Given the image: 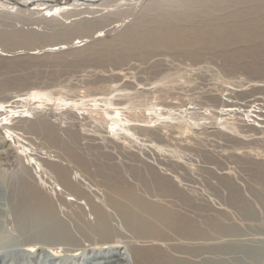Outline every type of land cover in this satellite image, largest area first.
Wrapping results in <instances>:
<instances>
[{
  "label": "rangeland",
  "instance_id": "1",
  "mask_svg": "<svg viewBox=\"0 0 264 264\" xmlns=\"http://www.w3.org/2000/svg\"><path fill=\"white\" fill-rule=\"evenodd\" d=\"M33 1L29 9L0 5V149L10 151L3 152L0 180L17 185L28 167L58 217L79 236L76 226L92 221L87 200L120 224L105 204L101 177L83 175L70 154L92 164L114 163L130 180L125 165L148 164L175 182L181 194L174 210L189 220L185 252L169 251L171 256L181 264H264V29L245 26L264 17V0H101L94 10H52L54 17L48 5ZM182 12L192 17L177 20ZM234 22L245 31L240 38L220 40L210 31ZM171 24L176 36L186 30L184 41L150 48L142 40ZM197 28L207 30L197 35ZM125 34L136 41L129 43ZM34 121L58 129L61 147L36 133ZM10 127L29 131L24 142L12 137ZM41 157L67 165L86 195L78 199L82 208ZM145 175L146 187L134 185L150 197L146 191L157 193V186ZM12 226L6 230L16 239L20 224ZM171 238L172 244L180 240ZM106 247L89 252L97 255L96 264ZM24 248L1 250L34 264ZM121 253L127 256L123 248ZM39 255L51 264L75 262V255ZM11 258L16 263L0 264L20 261Z\"/></svg>",
  "mask_w": 264,
  "mask_h": 264
},
{
  "label": "bare ground",
  "instance_id": "2",
  "mask_svg": "<svg viewBox=\"0 0 264 264\" xmlns=\"http://www.w3.org/2000/svg\"><path fill=\"white\" fill-rule=\"evenodd\" d=\"M45 1L47 2L44 4L48 5V12H46L50 14V16H53L52 10L60 11L71 5L83 6L87 8V10H94L95 6H93V4H96L98 1H100L98 3L99 5L102 3L101 0H75L68 6L66 4H48V1L52 0ZM19 2L23 4L32 2V5L37 3H34L33 0H19ZM4 3H6V1L0 0V5H4V7H15L13 4H10V2L9 5ZM41 4L43 3H40V5ZM263 15L264 14H262V16ZM191 17L192 15L190 13H184L176 16V19L187 20ZM249 23L250 25H248ZM245 26L247 29H264V17L257 16L252 22L250 20ZM173 27L174 26L171 24V26H167V28L164 27V29L155 28L153 31L150 29L151 32H148V35L146 34V36H142V40L146 45L154 47H156V45L161 46L168 44L170 41L176 43L178 40L184 41L182 35H184L186 30L184 31L183 29V31L176 36V27L175 29ZM193 29L196 30V28ZM180 30H182V28ZM205 30L207 29L197 28L196 33L197 35H202ZM210 31L220 40L232 39L234 38L232 35L240 38L245 33V31L242 30V25L235 22L230 25L224 24L222 26H212ZM126 39H128L126 41H129V43L136 41V39L129 36H126ZM24 118L30 120L29 116L28 118ZM31 124V126L38 131L36 133H40L47 137L54 146L58 144V146L60 145L61 147V144H59L61 139L57 133L58 129L48 131L41 121H34L31 122ZM6 126H3L2 129ZM10 130L12 132H10L12 137H17L19 141L23 140V142L25 140L24 134L29 132L22 127H10ZM0 137L1 141L5 140L1 130ZM29 142L28 143L32 145V141L29 140ZM65 144H63L64 147H66ZM3 152L8 154L10 151L7 148L0 149V161L4 155ZM38 159L56 174L57 181L61 188L74 195V198H70L69 200L76 202V204L80 205V208H82L83 202L79 200L86 195L83 194V196L80 192L82 190L75 186L70 177L67 165L58 163L54 160H47L42 157ZM69 159H71L70 162H74L78 170L81 172L83 171L82 174L93 171L92 174L101 177L106 190H108L106 192L107 200L105 204L112 209V220L117 221L115 218L118 217L116 219H118L120 226L112 224L111 220L107 218L108 214L104 207L92 200H87L84 201L88 211L87 216L89 213V215L92 216V221L85 223L83 226H76V232L79 234V236H77L74 234V231L72 232V229L69 228L60 217H58L57 212L53 207L52 198H49L46 195L42 187H40V185H38L34 178L29 174L28 167H25L23 175L21 174L17 185L12 186V183L6 179L0 180V237L5 235V240L2 242L0 240V250L3 247L9 249L10 247L15 246V244H18L25 247L21 250L22 252L27 251V253L32 254L29 258L30 263L31 260H35L34 264H51L50 261L45 262L48 259L39 255L44 251H48L52 258L56 256L61 257L62 254L69 256L75 255V258H73L75 259V262L64 258L66 264H83L90 259H93L92 261L97 260L95 259L97 257L96 254L93 255L89 253L92 252V248H103L107 246L106 248H111L106 249L99 254V256L104 258L101 259V264H181V259L171 256L169 251L179 253L185 252L180 249H183L184 246H186L185 241L189 234V220L182 216L178 211L174 210L176 204L173 202V199L180 196L181 192L171 177L167 174H161L155 167L148 164H143L144 166L130 164L125 165V171L130 176V180L123 175L120 171L121 169L117 165H114V163L92 164L91 162L82 160L72 153L70 154ZM169 168L170 169L168 170L175 172L174 167ZM146 172L151 178V180L149 179L150 182L152 181L157 186V193L146 191L150 197L138 194L134 185L135 182H140L145 187L148 185L146 183L148 182L145 175ZM16 224H20V227L18 232L14 231L16 233V239H13L8 234L10 231L6 229L9 225H13L11 228L12 230H15ZM171 234H175L180 239L179 242L172 244L175 237L171 238ZM9 237L11 239H9ZM119 247H121V250L122 248L126 250L127 256H124L123 253H121ZM5 251H0V263H3L4 261L10 262L9 260L16 263L11 256L14 258L15 256H19L20 261L18 264H28V261L23 263L24 260L22 259V254L11 253V256H8ZM81 253H85L83 258L80 257L82 259H77L76 257L80 256Z\"/></svg>",
  "mask_w": 264,
  "mask_h": 264
},
{
  "label": "water",
  "instance_id": "3",
  "mask_svg": "<svg viewBox=\"0 0 264 264\" xmlns=\"http://www.w3.org/2000/svg\"><path fill=\"white\" fill-rule=\"evenodd\" d=\"M3 1V0H2ZM73 1L75 0H67V1H57V2H54V1H48L49 3H54L56 5H62V4H66V5H70L71 3H73ZM76 1H82V0H76ZM10 2L15 6V7H18L20 9H28L31 7V5L33 4L32 2L30 3H26V4H23L17 0H10ZM41 2L43 3H46L47 1L45 0H41Z\"/></svg>",
  "mask_w": 264,
  "mask_h": 264
}]
</instances>
